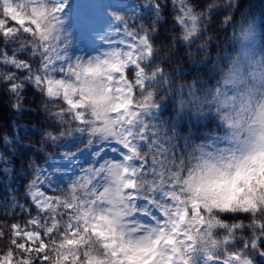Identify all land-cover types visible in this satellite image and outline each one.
<instances>
[{
	"label": "snow or ice",
	"instance_id": "obj_1",
	"mask_svg": "<svg viewBox=\"0 0 264 264\" xmlns=\"http://www.w3.org/2000/svg\"><path fill=\"white\" fill-rule=\"evenodd\" d=\"M256 35L242 0H0V99L36 121L0 135V264H264Z\"/></svg>",
	"mask_w": 264,
	"mask_h": 264
},
{
	"label": "trees",
	"instance_id": "obj_2",
	"mask_svg": "<svg viewBox=\"0 0 264 264\" xmlns=\"http://www.w3.org/2000/svg\"><path fill=\"white\" fill-rule=\"evenodd\" d=\"M245 7H247L249 4L251 5V11L253 15L255 16V23H256V30L257 35L256 38L259 41V46L261 47V17L264 15V0H242ZM222 19V17H221ZM224 30L221 29V32ZM229 35H231V32H229ZM238 46V45H237ZM213 57L217 55L215 51L212 52ZM177 83H180V81H177ZM28 101L31 102L32 95L29 94L27 97ZM11 101H9L7 98L0 99V126H3V132H0V135H6L9 138L16 132L15 124L17 122V119H19V122L21 124H25L29 127L35 126L36 121L29 120L27 115L20 118H14L11 111ZM24 143H28V141H24ZM19 164H16V168H19ZM11 183V181H10ZM9 183V184H10ZM8 183L6 182V177L0 176V198H3L5 196H11L12 190L16 189L17 194L19 195V198L23 200V189L21 187V182L19 179L16 180L15 183H11V188L6 187Z\"/></svg>",
	"mask_w": 264,
	"mask_h": 264
},
{
	"label": "rangeland",
	"instance_id": "obj_3",
	"mask_svg": "<svg viewBox=\"0 0 264 264\" xmlns=\"http://www.w3.org/2000/svg\"><path fill=\"white\" fill-rule=\"evenodd\" d=\"M256 47H257V49H259L260 48V46H259V41H258V39L256 38ZM17 131V130H16ZM10 181H11V179L10 178H6V182L9 184L10 183Z\"/></svg>",
	"mask_w": 264,
	"mask_h": 264
}]
</instances>
